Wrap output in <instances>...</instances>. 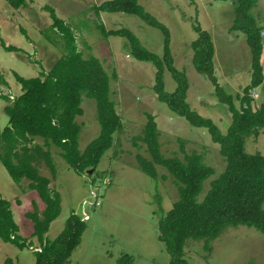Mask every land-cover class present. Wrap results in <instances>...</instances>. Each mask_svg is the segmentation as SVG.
<instances>
[{"label":"rangeland","instance_id":"obj_1","mask_svg":"<svg viewBox=\"0 0 264 264\" xmlns=\"http://www.w3.org/2000/svg\"><path fill=\"white\" fill-rule=\"evenodd\" d=\"M101 1L25 0L23 5L14 8L0 0V36L6 44L22 49L5 50L0 46V74L4 79L0 81V93L12 97L20 92L13 70L25 77L33 76L47 70L62 54L59 45L48 40L42 31L51 21L46 6L51 7L72 27L76 46L82 54L95 55L109 75V97L120 116L121 126L113 132L111 145L103 151L94 170L73 171L59 155L58 147L52 144L49 151L54 177H50L42 160L37 162L39 173L50 177L48 185L58 191L60 197L59 213L50 221L43 240L52 239L61 230L66 217L75 213L84 220L85 226L64 264H116V257L122 253L131 257L130 264H168L169 254L157 237V217L170 207L177 191L161 165H155L156 177L149 176L136 165L134 154H146L142 142L133 138L140 131L145 112L154 116L162 153L181 156V152L193 150L212 167L213 172L202 181L197 198L203 196L209 179L222 170L224 161L218 144L211 140L205 127L191 125L156 98L152 89L154 66L151 62L134 58L125 37L101 35L96 22L107 29L129 28L145 48L158 55L162 52L161 30L135 14L95 12L93 5ZM136 1L167 27L173 65L183 70L187 78L185 99L190 107L209 117L224 132L230 120L229 111L213 94L211 81L193 67L189 42L196 36L192 23L197 22L212 37L217 81L226 92L240 91L249 80L250 53L245 34L239 29H229L235 0ZM250 14L256 25H263L264 0H254ZM261 42L263 76L252 89L251 93L257 94L252 99V107L264 103V35H261ZM162 80L164 90L174 88L175 81L167 69L162 72ZM5 102L7 100L0 97V131L7 124V115L2 109ZM234 102L238 104L236 98ZM79 105L81 113L74 119L80 126L77 148L82 150L98 133L99 124L92 98L81 94ZM32 142L41 143V138L35 136ZM244 149L264 153L261 129L245 137ZM27 184L28 179L24 177L13 181L0 162V197L10 202L17 232L30 240V245L18 248L0 239V264L5 257L20 264H33V250L39 248L36 237L31 235L32 222L25 212L32 210L33 204L40 211L43 202ZM203 241V238L185 239L183 255L189 264H264V233L252 226L226 225L208 240L207 246Z\"/></svg>","mask_w":264,"mask_h":264},{"label":"trees","instance_id":"obj_2","mask_svg":"<svg viewBox=\"0 0 264 264\" xmlns=\"http://www.w3.org/2000/svg\"><path fill=\"white\" fill-rule=\"evenodd\" d=\"M11 7H18L25 0H4ZM254 0H235L234 17L229 29H239L245 34L250 53V76L248 82L235 93L226 92L218 83L213 72V45L209 33L197 22L192 23L196 36L189 42L191 63L195 70L205 75L213 84V94L226 104L230 114L229 123L221 132L207 116L199 114L185 99L188 82L183 70L173 65L169 49V31L165 24L157 20L136 0H102L93 5L99 10L121 11L135 14L149 25L162 32V52L160 55L145 48L137 36L127 27L105 28L96 22L103 36L125 37L130 54L149 61L154 66L152 89L158 100L165 102L170 110L183 116L191 125L203 126L212 141L218 144V152L224 164L220 172L209 179V185L199 199L197 194L202 181L213 169L202 160L200 153L193 150L165 155L160 149L158 130L153 114L145 112V120L136 139L144 148L143 154L136 152L137 167L151 177L157 176L155 165L165 168L177 191V197L170 207L157 217V237L169 254L168 264H189L183 255L185 239L203 238L204 246L209 239L217 236L226 225L244 224L264 233V153L247 152L244 139L250 134L264 133V103L252 107L251 92L263 76L261 65V26L256 25L250 14ZM51 21L44 31L45 37L58 44L62 54L45 71L25 77L14 70V79L19 83L20 92L12 97L0 93L7 100L2 106L7 115V124L0 131V162L13 181L24 177L27 186L36 191L43 202L40 211L34 208L25 215L32 222L31 235L39 243L33 250V264H64L79 241L85 222L78 214L70 213L61 230L52 238L43 240V233L50 221L59 213L58 191L49 187L50 177H54V166L49 146L58 147L59 155L72 168L81 173L95 166L105 149L112 142V134L120 128V116L109 97V75L100 60L93 54L83 55L77 48L72 27L54 10L46 6ZM26 35L25 30L20 28ZM48 31L50 32L48 34ZM27 36V35H26ZM55 37L57 39H55ZM0 46L5 50H22L6 44L0 36ZM167 69L175 81L174 88H163L162 72ZM0 81H4L0 74ZM81 94L93 99L95 118L99 124L98 133L82 150L77 148L79 123L74 119L81 113ZM257 95V94H256ZM238 104H235L234 99ZM41 138V143H33V137ZM135 144V140H132ZM42 160L51 176L39 173L37 162ZM159 201V197H157ZM8 199L0 197V239L18 248L30 245V240L18 232ZM3 264H20L10 257ZM116 264H130L131 257L122 253L115 259Z\"/></svg>","mask_w":264,"mask_h":264},{"label":"crops","instance_id":"obj_3","mask_svg":"<svg viewBox=\"0 0 264 264\" xmlns=\"http://www.w3.org/2000/svg\"><path fill=\"white\" fill-rule=\"evenodd\" d=\"M261 28H264V24L263 25H261ZM210 35V34H209ZM210 38H211V41H212V37H211V35H210ZM212 45H213V41H212ZM214 60H215V57H214V47H213V55H212V63H214ZM230 71H232V72H234V70H233V67H230ZM215 70L216 69H214V65H213V72H215ZM236 72V71H235ZM226 75H227V73H226ZM216 78H217V76H216ZM217 80H218V78H217ZM218 83H219V81H218Z\"/></svg>","mask_w":264,"mask_h":264},{"label":"built area","instance_id":"obj_4","mask_svg":"<svg viewBox=\"0 0 264 264\" xmlns=\"http://www.w3.org/2000/svg\"><path fill=\"white\" fill-rule=\"evenodd\" d=\"M260 34H261V35H264V28H262V29L260 30ZM251 95H252V96H256V93L253 92V93H251ZM95 203H96V202H95Z\"/></svg>","mask_w":264,"mask_h":264},{"label":"water","instance_id":"obj_5","mask_svg":"<svg viewBox=\"0 0 264 264\" xmlns=\"http://www.w3.org/2000/svg\"><path fill=\"white\" fill-rule=\"evenodd\" d=\"M88 170H90V168Z\"/></svg>","mask_w":264,"mask_h":264}]
</instances>
